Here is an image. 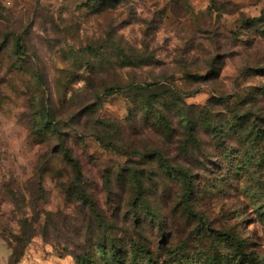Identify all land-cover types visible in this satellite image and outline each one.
Here are the masks:
<instances>
[{
    "label": "rangeland",
    "instance_id": "rangeland-1",
    "mask_svg": "<svg viewBox=\"0 0 264 264\" xmlns=\"http://www.w3.org/2000/svg\"><path fill=\"white\" fill-rule=\"evenodd\" d=\"M0 264H264V0H0Z\"/></svg>",
    "mask_w": 264,
    "mask_h": 264
},
{
    "label": "trees",
    "instance_id": "trees-1",
    "mask_svg": "<svg viewBox=\"0 0 264 264\" xmlns=\"http://www.w3.org/2000/svg\"><path fill=\"white\" fill-rule=\"evenodd\" d=\"M124 59H127L124 55H123ZM120 91V88L118 87H115V88H109V89H106L105 90V95L109 96V95H112L113 93L115 92H119ZM159 98V100L161 101V107L162 109L164 110H170L171 107H174L172 106L171 102H175V104L179 103L180 102V98L178 97V95H176V93H171V92H165V95H157V96H147V97H142V101H146V103H143V105H148L152 108H154L155 106L153 105L154 104V100L156 101V98ZM180 111H182V114H185V120L187 121V124H186V137L183 139V140H179L178 141V148H179V151H180V154H183V155H186L188 154V149L191 147H197L198 148V141H197V138L195 136V133H196V129L197 127L202 124H207L205 125L206 129L209 130L210 129H213L214 130V127L212 128L210 126V122H207V120H203L202 122H198L196 120V118L192 117V116H189L188 115V112L187 110H184V109H179ZM152 113V112H151ZM155 113L157 114H153V116L147 112L146 110L142 111V115L145 116L146 118V121L147 123H152V127L153 129L160 135H164L166 136V138H171L172 137V134H171V126H170V122L168 121V118L166 117V115L164 114V112L160 109H156L155 110ZM134 114V110H132L130 108L129 110V115L130 116H133ZM187 116V118H186ZM215 132V136L220 134V127H216V129L214 130ZM96 141H98L101 145H104L105 147H108L107 145L104 144L103 142V139L101 138L100 134H96V136H94ZM65 149V157H66V162L69 164V165H72L74 166L75 168H79L77 163L74 161V159H72V157L70 156V153H69V150H68V147H64ZM147 153V155L145 154V157H148V156H151L152 155L154 157H156L158 159V161L160 163H163V167H165V170L166 171H173V172H176L178 175L180 174H184L183 170L181 168L178 167V170L177 169H174L175 167L174 166H171L170 163H168V160H167V157L165 155H163L162 153H159L157 151H151V152H145ZM178 166V165H176ZM174 169V170H173ZM79 175H80V172H78ZM132 176L131 178H129V183L131 181H134L135 182V185L138 186V189L140 187V179L138 177V174L136 173V171H134L132 168H129L128 165L125 166L124 168V174L122 175V177H119L121 179H123L126 175H129V174Z\"/></svg>",
    "mask_w": 264,
    "mask_h": 264
}]
</instances>
